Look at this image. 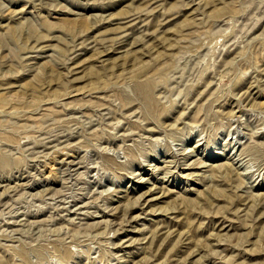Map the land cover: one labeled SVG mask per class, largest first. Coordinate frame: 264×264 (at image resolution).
I'll use <instances>...</instances> for the list:
<instances>
[{
  "label": "rangeland",
  "instance_id": "obj_1",
  "mask_svg": "<svg viewBox=\"0 0 264 264\" xmlns=\"http://www.w3.org/2000/svg\"><path fill=\"white\" fill-rule=\"evenodd\" d=\"M0 264H264V0H0Z\"/></svg>",
  "mask_w": 264,
  "mask_h": 264
}]
</instances>
